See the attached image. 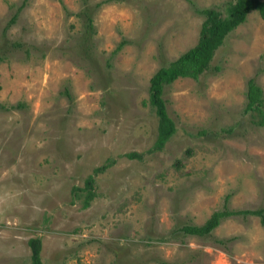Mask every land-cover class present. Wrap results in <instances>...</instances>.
I'll use <instances>...</instances> for the list:
<instances>
[{"label": "rangeland", "instance_id": "1", "mask_svg": "<svg viewBox=\"0 0 264 264\" xmlns=\"http://www.w3.org/2000/svg\"><path fill=\"white\" fill-rule=\"evenodd\" d=\"M229 1L0 0V264H30L35 236L41 264H264L255 214L180 229L264 205V124L244 110L248 77L264 94L256 10L164 85L175 130L152 148L150 75L195 43L196 9Z\"/></svg>", "mask_w": 264, "mask_h": 264}, {"label": "trees", "instance_id": "2", "mask_svg": "<svg viewBox=\"0 0 264 264\" xmlns=\"http://www.w3.org/2000/svg\"><path fill=\"white\" fill-rule=\"evenodd\" d=\"M202 15L198 36L195 43L182 51L166 64L160 65L153 71L148 79V103L152 107L157 117V131L152 144L153 149H160L164 142L175 130L173 119L167 112L165 98L163 97L164 85L172 82L178 77L197 76L210 66V60L215 49L222 43L226 34L237 24L241 23L250 10H256L259 16L264 20V0H232L225 6V13L211 6L200 7L196 9ZM14 17L12 16L11 19ZM86 27L91 30V18H87ZM16 44V42H15ZM122 42L117 43V49ZM3 52V51H2ZM0 52V59L4 53ZM244 110L255 111L258 115L256 123L264 124V94L261 86L250 76L246 80ZM135 151L126 152L127 156H134ZM106 164H100L94 167L93 171L103 170ZM93 177L88 175L85 179V186L90 189ZM91 196L88 191L83 205L87 204V199ZM227 195L225 196V199ZM255 214L259 217L260 223L264 226V205L255 208H235L230 209L225 204L222 208L212 210L209 215L199 224L184 223L180 229L184 233L194 235H204L215 228L220 220L229 215ZM229 238H216L215 242L224 244ZM28 245L30 247V264H41L40 259V239L39 237H29Z\"/></svg>", "mask_w": 264, "mask_h": 264}]
</instances>
